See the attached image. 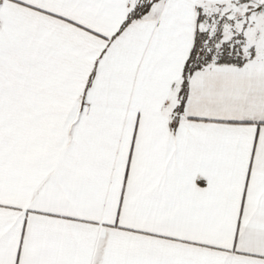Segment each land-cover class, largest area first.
<instances>
[{
    "label": "snow or ice",
    "instance_id": "snow-or-ice-1",
    "mask_svg": "<svg viewBox=\"0 0 264 264\" xmlns=\"http://www.w3.org/2000/svg\"><path fill=\"white\" fill-rule=\"evenodd\" d=\"M0 264H264V0H0Z\"/></svg>",
    "mask_w": 264,
    "mask_h": 264
}]
</instances>
